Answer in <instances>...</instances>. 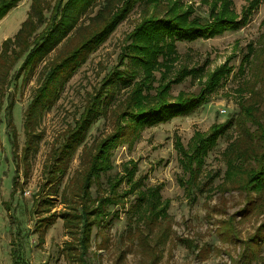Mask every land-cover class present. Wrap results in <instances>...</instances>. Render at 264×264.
Returning <instances> with one entry per match:
<instances>
[{"label":"rangeland","instance_id":"374dc122","mask_svg":"<svg viewBox=\"0 0 264 264\" xmlns=\"http://www.w3.org/2000/svg\"><path fill=\"white\" fill-rule=\"evenodd\" d=\"M39 1L52 7L57 0ZM175 1H180L183 10L190 7L192 15L200 17L209 13L212 4L220 12L227 2L229 13L240 19L251 0ZM32 2L21 0L0 21V46L19 30L27 19ZM102 2L93 3L80 15L78 24L69 34L70 43L63 40L29 77L19 79L8 90L14 100L11 117L16 133L15 153L19 167L14 185L16 167L5 123L2 122L0 264H12L13 250L19 252L25 264H79L74 260L76 257L70 258V253L65 249V243L70 239L58 217L65 212L61 203L62 189L80 170L81 147L71 157L64 175L56 177L55 196H51V187L43 188L46 180L44 167L46 163L48 166L47 158L52 151L62 143L63 134L79 120L103 78L118 67L125 38L146 14L149 16L154 11V6L142 8L136 5L97 49L86 54L83 62L66 79L60 78L57 99L38 119L36 129L41 140L37 150L28 155L27 163L21 159L24 145L22 124L24 111L38 88L40 72L56 58L59 51L65 52L69 44L73 46L79 43L82 38L79 35L84 32L82 28L90 27L89 20L100 10ZM116 2L115 6L119 7L120 2ZM43 14L47 18L46 11ZM263 20L264 0H257L248 22L237 31L176 45L178 59L172 64L174 72L168 78H173L182 67L200 68L203 73L196 79L189 76L181 79L180 83L171 86L170 96L176 97L180 92L197 94L209 75L228 60L233 68L232 73L209 95L205 105L187 116L144 129L131 144H120L113 151V168L100 178V184L93 185L92 197L102 195L106 178L123 174L124 167L128 165L129 168L134 167L133 179L131 183L124 182L120 192L129 190L134 184L133 191L156 187L160 202L153 207V211H163L153 218L152 225L144 221L141 223L138 212L130 209L135 194L128 195L123 205L111 209L117 217H112L109 225L92 229L87 251L88 264H264V192L261 195L252 193L251 198H247L232 185L223 182L225 166L221 154L227 146L230 130L208 152L201 181L192 191L183 186L182 182L187 178L175 150L176 139L187 148L197 140L196 135L203 137L213 125L234 119L239 112V103L249 98V89L256 82L248 70L249 62H244L243 57L249 47L257 49L264 31ZM155 76L158 78V73ZM240 88L244 90L239 93L236 90ZM253 91L257 92L255 101L264 107V84H257ZM125 97L122 91L117 99L123 100ZM1 118L3 120V112ZM112 131L110 118L98 119L86 136L84 144L87 151ZM209 176L212 178L209 179ZM47 200L49 204L45 203ZM37 204L39 207H36ZM143 214L149 216V213ZM164 214L165 218L162 217ZM49 217L54 218L50 226L40 223V220L45 221Z\"/></svg>","mask_w":264,"mask_h":264},{"label":"trees","instance_id":"16d2710c","mask_svg":"<svg viewBox=\"0 0 264 264\" xmlns=\"http://www.w3.org/2000/svg\"><path fill=\"white\" fill-rule=\"evenodd\" d=\"M99 1L57 0L50 7L42 1L33 0L27 19L13 38L5 39L0 46V125L5 123L12 147L16 167L14 185L19 165L15 153L16 133L11 117L14 100L8 90L19 79L29 77L63 40L70 43L69 34L78 24L80 15ZM115 1L120 2L119 7L115 6ZM19 2L21 0H0V21ZM100 4V10L89 20L90 27L82 28L84 32L79 35L82 36L79 43L73 46L69 44L65 52L59 51L56 58L40 72L38 88L24 111L22 124L24 145L21 159L27 163L28 155L37 150L41 140L36 129L38 119L57 99L61 87L60 78L66 79L83 62L86 54L97 49L136 5L142 8L154 6V11L149 16L146 14L125 38L118 67L103 78L100 88L79 120L63 134L62 143L52 151L47 158L49 164L47 166L46 163L44 167L46 180L43 188L51 187V196H55L58 182L56 177L64 175L71 157L81 147L80 170L62 189L61 203L65 212L58 217L70 239L65 243V249L70 253V258L76 257L74 260L79 264H88L87 251L92 229L109 225L112 217H117L111 209L123 205L131 193L135 196L130 209L138 212L141 223L144 221L152 225L153 218L163 211H153V207L160 202L156 187L133 191L136 186L134 184L129 190L120 192L121 185L124 182L131 183L133 179L134 167L129 168L128 165L124 167L123 174L106 178L102 195L92 197L93 185L100 184V178L113 168L111 157L117 146L131 144L144 129L191 114L208 103L209 95L232 73L233 68L229 66L228 60L209 75L197 94L180 92L172 97L169 94L171 86L180 83L186 76L196 79L203 73L200 68L182 67L173 78H168L174 72L172 64L178 59L176 45L237 31L248 22L257 0L249 2L240 19L229 13L227 2L222 5L220 12L212 4L204 17L193 16L190 7L183 10L180 1L175 0H103ZM43 11L48 14L47 18ZM262 24L264 26V20ZM243 61L249 62L248 70L254 75L255 86L264 84V31L257 49L249 47ZM121 66H124L123 70H120ZM255 86L249 89V98L239 103V112L234 119L229 118L223 124L213 125L203 137L196 135L197 140L187 148L176 139L178 161L187 178L182 183L187 190L192 191L201 181L204 159L217 141L230 130L227 146L221 154L225 166L223 182L232 185L247 198H251L252 193L261 195L264 192V107L255 101ZM243 90L240 88L236 91L240 93ZM122 91L126 97L118 100L117 96ZM100 118H110L113 131L87 151L84 144L86 136ZM45 203L49 204L48 200ZM143 212L149 213L150 217ZM162 217L165 218V214ZM40 221L50 226L54 218ZM12 258V264H25L16 250H13Z\"/></svg>","mask_w":264,"mask_h":264},{"label":"crops","instance_id":"0c3cea01","mask_svg":"<svg viewBox=\"0 0 264 264\" xmlns=\"http://www.w3.org/2000/svg\"><path fill=\"white\" fill-rule=\"evenodd\" d=\"M13 252V251H12ZM13 261V260H12Z\"/></svg>","mask_w":264,"mask_h":264}]
</instances>
